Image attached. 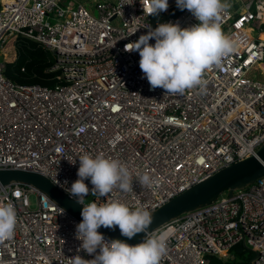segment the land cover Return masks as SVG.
<instances>
[{"label":"built area","instance_id":"2783aa9c","mask_svg":"<svg viewBox=\"0 0 264 264\" xmlns=\"http://www.w3.org/2000/svg\"><path fill=\"white\" fill-rule=\"evenodd\" d=\"M149 3L0 0V168L35 170L68 195L78 179V157L103 154L128 166L133 190L97 197L85 180L90 189L85 204L116 200L149 211L254 153L264 141V0H227L230 7L220 25L238 41L237 51L206 71L204 93L175 95L151 90L142 78L139 53L124 46L160 23L187 28L199 22L176 0H168L167 10H177L166 18L148 16ZM17 37L50 50V69H58L56 77L63 82L45 86L6 78L2 71L15 56ZM255 67L260 78L250 74ZM145 173L162 181L155 191L139 184L138 176ZM0 203L13 204L18 219L14 238L0 243V264L94 258L76 239L80 221L42 193L11 183L0 186ZM168 230L167 255L160 264H211V257L227 259L240 246L251 255L248 264H264V176L230 195L222 191L211 204L182 213L129 245Z\"/></svg>","mask_w":264,"mask_h":264},{"label":"clouds","instance_id":"9594fccd","mask_svg":"<svg viewBox=\"0 0 264 264\" xmlns=\"http://www.w3.org/2000/svg\"><path fill=\"white\" fill-rule=\"evenodd\" d=\"M176 5L182 11L187 9L199 23L187 28L171 22L160 23L154 30L149 28L137 41L127 43L124 51L139 53L142 78L147 79L151 90L162 88L166 94L173 95L197 89L204 93L206 71L221 66L223 59L238 48V41L226 35L220 25L221 17L227 15L230 5L227 0H176ZM168 6V0H150L144 11L148 16L158 15ZM151 39L155 40L154 45L149 43ZM78 158V179L67 193L83 205L82 221L76 226L75 236L81 241L80 249L94 258L85 260L76 255L71 258L72 264H160L167 255L171 230L148 237L134 246L118 239L108 241L98 231L101 227L113 230L118 227L121 235L129 239L138 233L147 234L152 215L146 208L130 209L116 200L99 205L95 202L85 204V197L90 192L85 180H90L91 194L97 197H107L114 190L131 192L133 176L128 166L103 154L94 157L83 154ZM69 162L75 164L76 159ZM138 182L153 191L162 183L147 173L139 175ZM17 223L14 205L0 203V243L14 238Z\"/></svg>","mask_w":264,"mask_h":264},{"label":"water","instance_id":"95a60500","mask_svg":"<svg viewBox=\"0 0 264 264\" xmlns=\"http://www.w3.org/2000/svg\"><path fill=\"white\" fill-rule=\"evenodd\" d=\"M264 176V141L259 144L253 154L233 161L212 172L188 188L183 189L160 205L149 210L152 223L148 228L151 231L164 223L190 210H196L211 204L219 193L226 190L230 195L233 189L244 187L250 183H259ZM11 183L24 184L35 191L42 193L50 202L64 210L78 221H82L83 205L66 195L52 184L40 172L23 168H0V186ZM107 240H121L128 244L138 242L145 233H138L129 239L122 236L118 227L98 229ZM241 246L236 251H240Z\"/></svg>","mask_w":264,"mask_h":264},{"label":"trees","instance_id":"16d2710c","mask_svg":"<svg viewBox=\"0 0 264 264\" xmlns=\"http://www.w3.org/2000/svg\"><path fill=\"white\" fill-rule=\"evenodd\" d=\"M176 10L177 8H171L159 14L164 19ZM14 49V58L5 62L2 71L6 78L19 84L38 83L45 86L63 82L56 77L59 70L50 69V65L54 62V54L44 48L40 42L27 37H17ZM250 256L248 252L234 250L233 256L224 260L211 257L210 262L211 264H248Z\"/></svg>","mask_w":264,"mask_h":264},{"label":"rangeland","instance_id":"374dc122","mask_svg":"<svg viewBox=\"0 0 264 264\" xmlns=\"http://www.w3.org/2000/svg\"><path fill=\"white\" fill-rule=\"evenodd\" d=\"M250 74H252L253 77H256V78H260L261 77V73L259 72V69L257 67H255V69H253ZM34 200H35V195L34 193H30L29 194V202L31 205H33L34 203ZM85 200H87V197H85ZM243 252H246L247 253V250L244 249ZM236 257V256H235ZM237 258V257H236Z\"/></svg>","mask_w":264,"mask_h":264},{"label":"crops","instance_id":"0c3cea01","mask_svg":"<svg viewBox=\"0 0 264 264\" xmlns=\"http://www.w3.org/2000/svg\"><path fill=\"white\" fill-rule=\"evenodd\" d=\"M241 251V250H240Z\"/></svg>","mask_w":264,"mask_h":264}]
</instances>
